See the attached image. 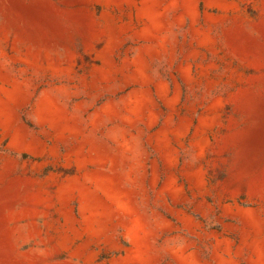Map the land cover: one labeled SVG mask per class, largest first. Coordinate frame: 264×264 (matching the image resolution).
Instances as JSON below:
<instances>
[{"label":"rangeland","instance_id":"rangeland-1","mask_svg":"<svg viewBox=\"0 0 264 264\" xmlns=\"http://www.w3.org/2000/svg\"><path fill=\"white\" fill-rule=\"evenodd\" d=\"M0 264H264V0H0Z\"/></svg>","mask_w":264,"mask_h":264}]
</instances>
